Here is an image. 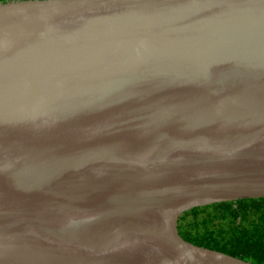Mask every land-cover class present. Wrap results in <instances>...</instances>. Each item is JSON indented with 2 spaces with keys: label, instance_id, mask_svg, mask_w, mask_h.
Instances as JSON below:
<instances>
[{
  "label": "water",
  "instance_id": "water-1",
  "mask_svg": "<svg viewBox=\"0 0 264 264\" xmlns=\"http://www.w3.org/2000/svg\"><path fill=\"white\" fill-rule=\"evenodd\" d=\"M264 198V0L0 2V264H253L179 234Z\"/></svg>",
  "mask_w": 264,
  "mask_h": 264
},
{
  "label": "trees",
  "instance_id": "trees-1",
  "mask_svg": "<svg viewBox=\"0 0 264 264\" xmlns=\"http://www.w3.org/2000/svg\"><path fill=\"white\" fill-rule=\"evenodd\" d=\"M178 229L187 242L264 264V198L194 208L180 217Z\"/></svg>",
  "mask_w": 264,
  "mask_h": 264
}]
</instances>
